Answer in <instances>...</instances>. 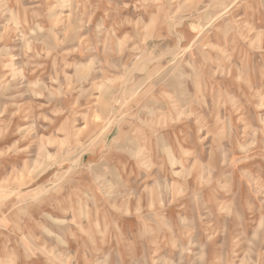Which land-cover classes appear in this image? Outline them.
<instances>
[{
    "label": "rangeland",
    "instance_id": "obj_1",
    "mask_svg": "<svg viewBox=\"0 0 264 264\" xmlns=\"http://www.w3.org/2000/svg\"><path fill=\"white\" fill-rule=\"evenodd\" d=\"M263 12L264 0H0V264H23L5 260L2 236L29 207L160 190L197 217L191 253L203 237L222 264H264Z\"/></svg>",
    "mask_w": 264,
    "mask_h": 264
},
{
    "label": "crops",
    "instance_id": "obj_2",
    "mask_svg": "<svg viewBox=\"0 0 264 264\" xmlns=\"http://www.w3.org/2000/svg\"><path fill=\"white\" fill-rule=\"evenodd\" d=\"M260 14L258 20L264 22V12ZM243 17L254 21V14ZM174 193L146 191L128 204L118 198L103 205L98 203L104 195L93 194L87 196L92 204L85 206L75 201L66 208L59 202L29 207L23 210L28 218L8 225V234L2 236L8 247L5 260L23 264H222L218 252L207 249L219 241L195 239L200 248L191 253L185 234L197 217L192 218L190 207L171 200Z\"/></svg>",
    "mask_w": 264,
    "mask_h": 264
}]
</instances>
